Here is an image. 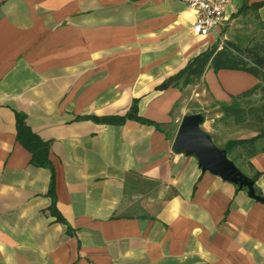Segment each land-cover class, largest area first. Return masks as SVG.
<instances>
[{
    "label": "crops",
    "instance_id": "0c3cea01",
    "mask_svg": "<svg viewBox=\"0 0 264 264\" xmlns=\"http://www.w3.org/2000/svg\"><path fill=\"white\" fill-rule=\"evenodd\" d=\"M243 1L228 0L200 36L181 0H0V264H264V203L172 151L183 115L200 111L185 110L181 87L157 89L222 47ZM257 13L264 20V4ZM258 82L209 67L193 86L231 102ZM134 99L153 123L81 118L123 115ZM16 112L50 144L69 231L49 210L50 170L16 138ZM260 140L229 154L249 177L260 173L264 196Z\"/></svg>",
    "mask_w": 264,
    "mask_h": 264
},
{
    "label": "trees",
    "instance_id": "16d2710c",
    "mask_svg": "<svg viewBox=\"0 0 264 264\" xmlns=\"http://www.w3.org/2000/svg\"><path fill=\"white\" fill-rule=\"evenodd\" d=\"M264 4V1L244 0L241 7H239L231 16V18H237L245 15L247 11H253L254 16L259 20L260 24L264 26V20L258 18V9ZM219 47V41L214 45L203 51L202 53L192 57L188 60L187 64L167 77L161 84L157 86L158 90H164L170 86L186 87L196 84L203 76L205 70L211 67L214 71L220 69H232L243 70L254 75L259 82L248 90L241 92L238 95L231 96V102H220V108L224 112L222 118L226 119L230 115H235L237 119L241 117L245 110L242 107L237 106V102L240 98L248 97L256 94L258 91L264 93V44L256 43L244 48L238 46L233 40H224L222 47ZM252 110V108H249ZM90 118L92 120L106 123L121 125L127 120H135L141 123L151 124L152 121L138 114L137 99L133 100L132 105L128 111L123 115H109V116H82L81 118ZM257 119L262 120V116ZM158 126V125H157ZM264 137V129L260 130L255 136L242 139H231L225 146L227 152L239 144L253 143L259 138ZM16 138L17 140L31 152V163L38 167H44L50 170L51 177L49 182L48 194L52 201L49 206L50 213L55 216L56 221L63 224H67L65 218L58 211L56 207V198L54 194V169L49 158L50 144L48 141L42 140L35 132L31 130L26 122V115L21 112H16ZM260 173L252 177L254 180ZM258 191V190H257ZM259 192V191H258ZM260 193V192H259ZM68 226V231H69Z\"/></svg>",
    "mask_w": 264,
    "mask_h": 264
},
{
    "label": "rangeland",
    "instance_id": "374dc122",
    "mask_svg": "<svg viewBox=\"0 0 264 264\" xmlns=\"http://www.w3.org/2000/svg\"><path fill=\"white\" fill-rule=\"evenodd\" d=\"M226 37L227 39L233 40L241 48L259 42L264 44V26H262L259 20L254 16L253 11H247L245 15L228 20ZM193 85L181 87L180 84L176 86L185 90L184 93L186 98L182 105L186 111L199 110L205 115L207 121L203 124L202 128L213 134L211 137L217 146L226 149L222 144L228 137L254 136L258 131L264 129V93L258 91L256 94L249 97L240 98L236 101L237 106L248 110L243 113L239 119H237L235 115H230V117L223 119L222 116L224 112L220 108V102L212 99L209 93L196 95L194 93L195 86ZM197 89H199V87H197ZM231 96L232 94L230 97ZM249 108H252V110ZM260 116H262V120L257 119ZM263 142L264 140H260L257 146L261 147ZM228 156L230 158L232 157L229 152ZM235 164L243 171L242 166L238 162H235Z\"/></svg>",
    "mask_w": 264,
    "mask_h": 264
},
{
    "label": "water",
    "instance_id": "95a60500",
    "mask_svg": "<svg viewBox=\"0 0 264 264\" xmlns=\"http://www.w3.org/2000/svg\"><path fill=\"white\" fill-rule=\"evenodd\" d=\"M205 122L206 117L201 112L183 115L172 143V151L194 156L203 172L234 184L239 190H245L252 199L264 203V196L257 191L255 180L239 169L226 149L215 144L211 135L202 128Z\"/></svg>",
    "mask_w": 264,
    "mask_h": 264
},
{
    "label": "built area",
    "instance_id": "2783aa9c",
    "mask_svg": "<svg viewBox=\"0 0 264 264\" xmlns=\"http://www.w3.org/2000/svg\"><path fill=\"white\" fill-rule=\"evenodd\" d=\"M194 11L192 31L200 36L208 35L225 18L228 0H181Z\"/></svg>",
    "mask_w": 264,
    "mask_h": 264
}]
</instances>
